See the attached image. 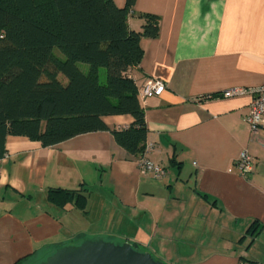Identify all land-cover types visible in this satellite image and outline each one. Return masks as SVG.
Returning <instances> with one entry per match:
<instances>
[{
    "label": "crops",
    "instance_id": "0c3cea01",
    "mask_svg": "<svg viewBox=\"0 0 264 264\" xmlns=\"http://www.w3.org/2000/svg\"><path fill=\"white\" fill-rule=\"evenodd\" d=\"M144 14L158 17L159 34L140 40L143 57L131 77L139 91L146 78L166 86L139 102L146 156L167 175H142L108 131L49 147L7 136L0 158V264H28L91 232L114 237L108 225L71 231L64 216L75 207L51 203L55 188L80 191L84 216L105 214L118 226L120 242L136 243L162 262L264 264V122L255 133L245 123L251 96L203 98L264 85V0H134L129 27L141 30ZM103 121L128 127L133 119ZM243 149L253 158L246 177L234 167ZM224 236L234 238L231 247L222 244ZM239 238L251 241L248 248L240 249Z\"/></svg>",
    "mask_w": 264,
    "mask_h": 264
},
{
    "label": "trees",
    "instance_id": "16d2710c",
    "mask_svg": "<svg viewBox=\"0 0 264 264\" xmlns=\"http://www.w3.org/2000/svg\"><path fill=\"white\" fill-rule=\"evenodd\" d=\"M133 5L134 0L123 7L113 0H0V158L7 136L49 147L98 131L111 133L126 159L142 155L147 125L131 72L143 57L140 40L156 38L159 25L157 16L144 14L141 30L131 29ZM113 115L133 121L110 127L103 117ZM48 199L85 211L86 196L78 190L51 189Z\"/></svg>",
    "mask_w": 264,
    "mask_h": 264
},
{
    "label": "water",
    "instance_id": "95a60500",
    "mask_svg": "<svg viewBox=\"0 0 264 264\" xmlns=\"http://www.w3.org/2000/svg\"><path fill=\"white\" fill-rule=\"evenodd\" d=\"M36 264H164L129 241L104 236L84 238L56 247Z\"/></svg>",
    "mask_w": 264,
    "mask_h": 264
},
{
    "label": "built area",
    "instance_id": "2783aa9c",
    "mask_svg": "<svg viewBox=\"0 0 264 264\" xmlns=\"http://www.w3.org/2000/svg\"><path fill=\"white\" fill-rule=\"evenodd\" d=\"M165 84L160 79L146 78L140 91L139 98L145 99L153 96H159L165 91ZM248 95L252 97L249 105V111L244 116V121L250 131L255 133L264 122V85L258 87H232L227 88L214 95H206L203 98L213 97H234ZM150 146H146L142 155L136 160L139 172L142 175L150 176L153 179H162L167 175V169L159 164L154 163L146 156V152ZM234 167L237 173L246 177L253 171V158L246 149H243L238 154L234 161Z\"/></svg>",
    "mask_w": 264,
    "mask_h": 264
},
{
    "label": "rangeland",
    "instance_id": "374dc122",
    "mask_svg": "<svg viewBox=\"0 0 264 264\" xmlns=\"http://www.w3.org/2000/svg\"><path fill=\"white\" fill-rule=\"evenodd\" d=\"M54 53L59 58H63L62 54L58 50L55 49L54 50ZM78 65H79V67H80V69L82 71L86 72L88 70V65L87 64H85V63H78ZM103 72H104V70H103ZM58 79L61 82H66L67 81L66 78L63 75H59L58 76ZM64 218H65V222H68L69 223V228L70 229L71 228L73 229L71 231H74V230H76L78 228H81V229H84V230H88V231H90V230H92V231H96V230L102 231L100 229L106 228V226L108 225L107 228L108 227L109 228H108V230H105V231H109L110 230V232L113 233V234H111L110 232L109 233L111 235H113L114 237H108L105 234H103L102 236L108 237V238H112V239L117 240V241H120L119 239L121 237L118 236L119 234L117 232L118 231V226L116 224H112L113 222L107 223V221H106V215L105 214L102 216V214H100V212H99V214H97V215L94 214V213H91L90 215L84 216L83 213H82V211L80 209L72 208L70 210V212H69V215L67 217L64 216ZM125 223H127V226H128V223H130V229H132L135 222L133 220H129V217L127 216ZM121 232H122V230H121ZM100 233H102V232H100ZM89 235H91V237H93L95 234L93 232H91V234H89ZM223 238L225 240L222 241V244H224L226 246L230 245V247L232 246V244H234V240H233L234 238H229L228 236H224ZM238 240H239L238 241L239 243L240 242L242 243L244 241L242 238H239ZM213 241L216 242L215 239ZM250 242H246V240H245L243 242L244 244H242L243 246H241L240 249L241 248L242 249L248 248V246L250 245ZM138 249L141 250V251H143V248L142 247H139ZM225 250L232 251L233 249L232 248H227ZM49 253L50 252H48L47 254H43L42 253V254L36 256L35 258L31 259L28 264H36V263H38L39 261L43 260ZM252 255H253L252 257H257L258 258V255L254 254V253H252ZM152 256L155 259L159 260L158 259V256L156 254L153 253ZM236 257H237V260H238L239 259V256L236 255ZM248 259H250V258H248ZM178 260L179 261H182V259H178ZM163 263L164 264H173V263H169V262H163Z\"/></svg>",
    "mask_w": 264,
    "mask_h": 264
}]
</instances>
